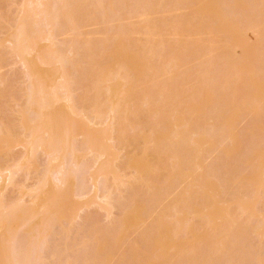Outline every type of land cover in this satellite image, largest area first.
Masks as SVG:
<instances>
[{
	"label": "rangeland",
	"instance_id": "374dc122",
	"mask_svg": "<svg viewBox=\"0 0 264 264\" xmlns=\"http://www.w3.org/2000/svg\"><path fill=\"white\" fill-rule=\"evenodd\" d=\"M51 1L0 0V218L29 211L0 220V264H264V0ZM33 84L60 102L28 122ZM39 110L62 152L30 151Z\"/></svg>",
	"mask_w": 264,
	"mask_h": 264
},
{
	"label": "bare ground",
	"instance_id": "6f19581e",
	"mask_svg": "<svg viewBox=\"0 0 264 264\" xmlns=\"http://www.w3.org/2000/svg\"><path fill=\"white\" fill-rule=\"evenodd\" d=\"M40 1H42V0H38V2H40ZM58 0H55V2H57ZM49 2V1H48ZM50 2L51 3H43L44 4V6H45V4H46V7H43V4H42V2H40L39 4V6H40V8L41 7H43V9L41 8V10H39L38 8H39V6H38V8H37V10L39 11V14L38 15H40V14H46L47 13V15H51V14H54V13H50L49 12V10H48V8L49 9H51V7L52 6H50V5H55L54 3H52L53 1H51L50 0ZM31 3V2H30ZM34 3H36V2H34ZM32 4V3H31ZM47 4H49V6H47ZM34 5V4H33ZM31 6V5H30ZM48 7V8H47ZM56 7H58V6H56ZM54 8V7H53ZM65 9H68L69 8V5L68 4H66L65 5V7H64ZM56 9V8H55ZM31 10V9H30ZM29 10V11H30ZM31 11H33V13H34V15H36V16H38L37 14H36V12H34V10H31ZM40 11H41V13H40ZM26 12V11H25ZM60 12H61V10H60ZM50 13V14H49ZM57 13V12H56ZM62 14H60L59 12H58V18L56 19V24L57 25H61L62 26V23L63 24H65V25H67L64 21H68V22H70L69 24H72L71 23V21H74V17H73V15L72 14H70V13H65V15L63 14V12H61ZM60 14V15H59ZM28 14H26L25 16H27ZM31 15V14H30ZM28 16V17H25L24 19H25V21L23 22V23H21V27L20 26H18V28H19V32H18V35L16 36V35H13V36H15V37H13L12 36V38H11V41H12V43L11 44H13V50L15 51V53L21 58V59H23V61L22 62H24L23 64H24V66L26 65V66H28V65H30V62L26 59V57L27 56H29L30 54H32L37 48V44H36V42H39V40H38V37L37 36H35L34 35V33H35V31H33V26H35L34 24L35 23H33L34 22V18H32L33 17V15L32 16ZM55 15V14H54ZM61 15H64V17H65V20H64V18L61 16ZM47 18V17H46ZM45 17H44V19H46ZM54 17H52V18H47V19H51V22L52 23H54L53 22V19ZM56 18V17H55ZM41 19V18H40ZM53 19V20H52ZM60 19H62V20H60ZM33 20V21H32ZM42 20V19H41ZM59 21H61V22H59ZM44 22H45V20H44ZM51 23V24H52ZM61 23V24H60ZM44 25H46V23L44 24ZM49 25V24H48ZM52 25H55V24H52ZM43 26V25H42ZM44 27V26H43ZM17 31H18V29H16ZM17 31H16V33H17ZM44 31V30H43ZM38 33H39V31H38ZM36 34H37V32H36ZM43 34V33H42ZM42 40H44V39H42ZM48 40V39H47ZM10 41V42H11ZM39 50V48L36 50V51H38ZM63 52V51H62ZM58 53H60V55L58 54ZM51 54V53H50ZM56 54H58V59H56V60H58V62H59V64L61 63V65L63 66V77L64 78H66V68H65V64L68 62H66V57L64 56V54H61V52L59 51V52H56L55 53V55ZM66 54V53H65ZM45 55H47V53L45 54ZM44 55V56H45ZM55 55H53V56H50L52 59H54L55 57ZM49 56H48V58H49ZM43 58H46V57H43ZM47 58V59H48ZM62 61V62H61ZM49 62V61H48ZM64 65H63V64ZM29 69L31 68V67H28ZM31 71V70H30ZM31 73V72H30ZM38 75V74H37ZM28 76H29V73H28ZM31 78H32V76L34 77V75L31 73ZM29 76V77H30ZM28 77V78H29ZM38 77V76H37ZM36 77V74H35V78L36 79H38ZM31 78H29L30 80H31ZM62 78V77H61ZM34 80V79H33ZM35 81V80H34ZM33 82V81H32ZM36 83V82H35ZM40 82H38V84H39ZM30 85H32L31 83H30ZM37 85V84H36ZM42 85V84H41ZM45 85V84H44ZM64 85V84H63ZM65 86V85H64ZM31 87V89L30 90H27V92H29V101L27 100V102H29V105H28V107L29 108H27V109H31L32 111H34L35 112V110L34 109H32L34 106L35 107H40V108H37V111H38V109H40L42 112L44 111L45 112V110H46V112L49 110V109H51L54 105H55V103L57 102V100L59 101V99H58V95H55L56 93H53V90L55 91V90H57L56 88L55 89H52L51 90V92L49 93V89L47 90V88L45 87V86H35V84H33V86H30ZM29 87V88H30ZM60 88H66V87H63V86H61ZM98 88V87H97ZM51 89V88H50ZM61 90V89H60ZM62 91V90H61ZM66 91V90H65ZM51 93H52V95H51ZM73 101V100H72ZM60 102V101H59ZM116 104V103H115ZM38 105V106H37ZM114 105V104H113ZM34 107V108H35ZM97 109H96V108ZM95 107H93V108H95L94 110V112H96V116L94 117V120L95 121H97V120H100V121H102L104 118H105V116H107V114H105L104 113V111L102 112L100 109H101V106L100 107H98V106H95ZM112 107V108H111ZM110 108L111 109H109V113H111V114H114V118H116L118 115H117V113H118V106H111ZM118 108V109H117ZM26 109V108H25ZM36 109V108H35ZM39 110V111H40ZM98 110V111H97ZM26 111V110H25ZM40 111V114H39V121L37 122V119H35L36 121H34V123H37V124H35V125H33L34 127L33 128H31L29 131H30V134H31V136H32V140H31V142H26L28 145L30 144V146H31V149L32 150H30L31 152L32 151H35L37 148L39 149V148H41V147H43V148H45L44 146H46V147H51L52 149H53V151L52 152H59L60 150H61V148H60V146H61V144H62V141H61V138H63L64 139V137H61V133H60V135H58V134H55V128L54 127H56V125H55V122H54V120H52L51 118H50V116L48 115V114H46V113H42ZM29 112H30V110H29ZM32 113V112H31ZM38 112H35V113H32L31 115H29L30 117L29 118H27V116H25L24 117V115L22 114V120L24 119V118H26L27 120L26 121H28V119H29V121L31 122V120H30V118H32V115L33 116H35L34 114H37ZM35 118H36V116H35ZM55 118V117H54ZM53 118V119H54ZM97 120H96V119ZM26 121H23V122H21V124L22 125H25L24 124V122L26 123ZM28 121V122H29ZM94 121V122H95ZM99 121V122H100ZM28 122L26 123V124H28ZM32 125H30V126H32ZM29 126V124L28 125H25V126H22V128L23 129H26L27 131H28V129H27V127ZM29 126V127H30ZM118 127V126H117ZM59 130V129H58ZM11 130H9L8 129V131H7V134L8 135H10L9 136V138H10V141H11V143H12V139L13 138H11V132H10ZM25 131V130H24ZM119 131H122V130H120V128H119ZM61 132V131H60ZM92 133V132H91ZM122 133V132H121ZM14 135V134H13ZM1 136H3V135H1ZM67 136V135H66ZM47 137H50V140L49 141H47ZM61 137V138H60ZM4 139H5V137H4ZM116 139V138H115ZM118 139V138H117ZM5 142H6V144H8V142L6 141V140H4ZM26 143H25V147L27 148L28 147V145L26 146ZM23 144H24V142H23ZM65 144H66V142H65ZM100 146H101V144H99ZM66 146V145H65ZM96 147H99V146H96ZM102 147V146H101ZM104 147H106V146H104ZM93 148H94V146H93ZM100 148V147H99ZM47 149H49V148H47ZM46 148L44 149V150H47ZM27 150V149H26ZM100 149H98V151H99ZM49 151V150H48ZM50 151H51V149H50ZM49 151V152H50ZM97 151V152H98ZM61 152H62V150H61ZM64 152H65V149H64ZM95 152V151H94ZM101 152H103V150L101 151ZM32 153H34V152H32ZM96 153V152H95ZM53 154L54 153H52V156H53ZM65 154V153H64ZM98 154V153H97ZM61 154L59 153V156H60ZM55 156V155H54ZM58 156V157H59ZM62 156V155H61ZM96 156V155H95ZM104 156V153H99L98 155H97V157H96V159L98 160V161H100L99 159H101L102 157ZM57 157V158H58ZM30 159V158H29ZM96 160V161H97ZM98 161H97V163H98ZM96 163V164H97ZM53 171V170H52ZM0 172H1V170H0ZM102 172V171H101ZM100 172V174L103 176L104 175V173H101ZM10 173H12V172H10ZM48 173V172H47ZM100 174H98V176L100 175ZM2 172L0 173V176L2 177ZM50 175H52V174H50ZM49 175V176H50ZM65 175L66 176H64L62 179H61V181L63 180V182H64V184L66 183L67 184V182H69L68 181V174H66L65 173ZM100 175V177H102ZM47 176V175H46ZM11 177H12V175H10L9 176V178L11 179ZM67 177V178H66ZM3 178V177H2ZM2 178H0V184H1V179ZM95 176H92V177H90V181L91 182H93V184H95ZM43 179H44V177H43ZM98 179H100V178H98ZM42 181V180H41ZM171 181V180H170ZM169 181V182H170ZM46 182V181H45ZM172 182V181H171ZM48 183V182H47ZM92 184V185H93ZM98 184V183H97ZM96 184V185H97ZM43 185H45L44 183H43ZM104 185H106L105 183H104ZM47 186V185H46ZM46 186H44V187H46ZM98 186V185H97ZM41 187V186H40ZM43 188V187H42ZM98 189V188H97ZM51 204V203H50ZM46 205V204H45ZM45 205H43V206H45ZM54 205V204H53ZM22 206V205H21ZM19 207V206H15L14 207V209H11L9 212L7 211V214L5 215V216H2L1 215V218H0V220L1 219H4L5 218V220H6V218H8V219H12V218H14V219H16V221H14L13 222V224L14 223H17V221H18V219L16 218V217H18V218H23V219H26V217L25 216H27L28 215V210L26 211L24 208L25 207ZM0 207L2 208V206H1V204H0ZM45 208V207H44ZM31 210H32V208H31ZM48 211V210H47ZM49 212V211H48ZM31 214H32V212H31ZM30 214V215H31ZM35 214H37V213H35L34 212V215ZM33 215V214H32ZM29 216V215H28ZM28 218H30V217H28ZM7 219V220H8ZM13 219V220H14ZM7 220H6V222H7ZM20 220V219H19ZM28 220V219H27ZM2 221V220H1ZM8 221H11V220H8ZM29 222V221H28ZM9 222H7V224H8ZM12 224V223H11ZM10 224V225H11ZM25 225V224H24ZM27 225V224H26ZM10 228H12L11 226H9ZM10 233V232H9ZM13 233V232H12ZM13 234H15V233H13ZM12 235V234H11ZM17 235V234H16ZM13 236V235H12ZM11 236V237H12ZM41 236V235H40ZM14 237V236H13ZM38 237V236H37ZM34 238V237H33ZM14 239V238H13ZM37 240V239H36ZM14 241V240H13ZM9 242H12L11 240L9 241ZM15 244V243H14ZM12 245L11 244V248L9 249V250H11L10 251V254H13L14 252H12L13 251V249L14 248H12V246H15V245ZM17 245V244H16ZM36 246V245H35ZM10 247V246H9ZM17 247H19V246H16L15 248H17ZM25 247L26 248H30V245L29 246H27V243H26V245H25ZM31 247H32V244H31ZM38 247V246H37ZM33 248V247H32ZM31 248V249H32ZM18 249V248H17ZM8 249H7V251L6 252H8L9 251ZM23 250V249H22ZM15 252H16V250H14ZM23 251H26V249H24ZM36 251V250H35ZM22 252V251H21ZM28 252L29 253H32L33 251H31V250H29V251H27V252H25V253H27V255L25 254L24 256H28L29 254H28ZM36 254L38 253V251L37 252H35ZM15 254V253H14ZM18 257H16L15 255H13V257H15V258H17L18 260H15V261H18V262H20V263H18V264H30L31 263V261L28 263V261L27 260H29V258L28 257H24V258H26V261L24 262V258H21V257H23V255H22V253H19V254H16ZM20 255H22V256H20ZM30 255H32V254H30ZM35 256V255H34ZM37 256V257H36ZM35 256V258H36V260H38L39 261V255H36ZM11 257V256H10ZM20 258V259H19ZM13 259V258H12ZM14 260V259H13ZM13 260H11L10 259V262L11 263H13ZM21 261H23V262H21ZM37 261V262H38ZM15 263V262H14ZM32 263H34V262H32ZM17 264V263H16ZM37 264H39V263H37Z\"/></svg>",
	"mask_w": 264,
	"mask_h": 264
}]
</instances>
